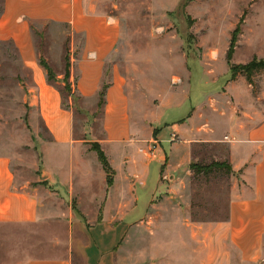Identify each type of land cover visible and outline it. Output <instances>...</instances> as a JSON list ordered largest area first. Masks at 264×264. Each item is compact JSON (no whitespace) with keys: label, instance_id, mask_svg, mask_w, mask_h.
<instances>
[{"label":"rangeland","instance_id":"1","mask_svg":"<svg viewBox=\"0 0 264 264\" xmlns=\"http://www.w3.org/2000/svg\"><path fill=\"white\" fill-rule=\"evenodd\" d=\"M89 2L94 11L114 19L122 30L118 49L106 67V82L110 83L112 72L124 78L133 122L139 126L137 139L147 140L142 148L147 150L158 141L159 129H153L161 125L174 98L178 102L187 99L189 113L194 109L214 124L218 113L244 118L264 115V70L257 71L251 81L243 75L234 79L228 60L233 39L236 47L231 64L264 60V0ZM3 8L4 0H0V16ZM32 38L39 60L45 59L56 77L64 76L71 54V29L37 23ZM32 83L15 44L0 42V155L12 158L20 186L30 183L49 194L43 221L30 226L0 225V264L55 258L72 249L74 263L84 264L82 249L87 232L104 209L96 208L92 193L80 183L77 194H56L48 183L41 182L51 138L40 114L30 107ZM64 97L65 104L72 103L74 108L75 138L88 141L87 150L97 156H87V160L104 173L94 186L95 192L101 193L98 200L106 190L114 198L120 197L118 190L135 177L124 173L126 163L120 158L110 160L99 144L103 161L94 147L102 138L105 100L69 98L67 93ZM140 147L137 144L132 149L136 155ZM213 162L223 163L217 161L215 150L199 156L198 164ZM68 166L65 160L61 167ZM190 169L184 170L177 183L163 179L166 187L154 195L147 212V201H140L135 217H146L132 225L118 247L117 264H244L231 246L226 227L236 176L227 170L198 174ZM158 176L159 168L152 165L149 194L157 189ZM135 195L134 189L125 193L129 207H135ZM217 224L223 229H215Z\"/></svg>","mask_w":264,"mask_h":264},{"label":"crops","instance_id":"2","mask_svg":"<svg viewBox=\"0 0 264 264\" xmlns=\"http://www.w3.org/2000/svg\"><path fill=\"white\" fill-rule=\"evenodd\" d=\"M94 9L89 0H4L0 16V42L15 44L23 64L31 73L30 107L40 114L51 138V146L46 148L41 182L48 183L56 194L63 191L77 194L76 186L80 183L92 193L91 202L96 208L104 209L102 217L87 232L88 239L82 249L84 264H117L118 247L132 225L146 217H135L140 201H147L144 204L147 212L154 195L165 186L163 179L177 183L184 170L198 164L199 156L208 151L213 153V150L217 161L229 163L236 176L226 223L231 246L244 264L263 261L264 115L249 114L244 118L239 114L218 113L213 114L214 124L210 117L205 118L194 109L189 113L191 106L187 99L178 102L179 99L174 98L175 103L169 104L163 122L159 123L160 128L153 129H159L158 149L151 153L150 146L147 150L142 148L147 140L137 139L139 126L133 122L132 102L124 78L112 72L110 83L106 82V67L118 49L122 30L114 19ZM42 22L66 25L71 29L70 82L76 97L96 100L108 86L102 138L95 143L101 145L110 160L120 158L125 162L124 173L135 177L127 187L118 190L120 197L114 198L106 190L102 200H98L101 193L95 192L94 186L96 178H103L104 173L93 168L87 160V156H97L87 150L90 148L88 141L74 136V108L72 103L69 109L66 107L60 92L64 76L58 77L60 83L51 84L37 56L32 28ZM137 144L141 147L136 155L132 149ZM62 156L69 162L63 169L65 160ZM54 161L55 166L52 165ZM152 165L159 168L158 187L149 194ZM133 189L135 207H129L125 193ZM48 198L47 191L33 188L30 183L20 186L12 158L0 155V225L30 226L43 221ZM215 226V229L224 227ZM73 255L72 249V252L55 258H26L19 264H75Z\"/></svg>","mask_w":264,"mask_h":264},{"label":"trees","instance_id":"3","mask_svg":"<svg viewBox=\"0 0 264 264\" xmlns=\"http://www.w3.org/2000/svg\"><path fill=\"white\" fill-rule=\"evenodd\" d=\"M236 45V40L233 39L229 53H228V60L230 62L231 65V72L233 75V78L236 79L239 75H243L245 76L249 81H251L253 75L260 70H264V60H253L252 62H250L249 64L246 65H235V64H231L232 58H233V54L235 52V46ZM40 65L44 68V70L47 72L48 74V80L51 84H58L60 83V81L58 80V77H56L48 62L41 58L40 59ZM71 60H70V56H68L67 58V68H66V73L64 75V80L62 83H64V88L60 90L63 99L64 94L67 93L69 98H73L74 93H73V89L71 86ZM107 90H108V86H105L104 89L102 90L101 94H100V99L105 100L106 98V94H107ZM105 104V103H104ZM66 107L69 109L70 105H66ZM96 151L98 152L99 156L101 157V159L104 161L105 160V155L104 153L101 151L99 144L94 146ZM191 170H193L194 172L198 173V174H211L213 173L215 170H227L230 174H232L233 170L232 167L229 163H220V162H213L210 165H201V164H193L191 166Z\"/></svg>","mask_w":264,"mask_h":264},{"label":"built area","instance_id":"4","mask_svg":"<svg viewBox=\"0 0 264 264\" xmlns=\"http://www.w3.org/2000/svg\"><path fill=\"white\" fill-rule=\"evenodd\" d=\"M173 141H175V140L173 139ZM157 149H158V143L157 142H153L151 144V146H150V152L151 153H155Z\"/></svg>","mask_w":264,"mask_h":264}]
</instances>
